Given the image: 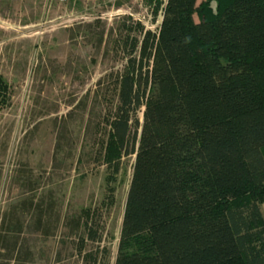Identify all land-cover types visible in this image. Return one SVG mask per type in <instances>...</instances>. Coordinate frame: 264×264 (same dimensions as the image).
Instances as JSON below:
<instances>
[{
    "label": "trees",
    "instance_id": "16d2710c",
    "mask_svg": "<svg viewBox=\"0 0 264 264\" xmlns=\"http://www.w3.org/2000/svg\"><path fill=\"white\" fill-rule=\"evenodd\" d=\"M196 1L165 0L151 60L142 41L118 78L102 159L134 161L114 264H264V0Z\"/></svg>",
    "mask_w": 264,
    "mask_h": 264
},
{
    "label": "rangeland",
    "instance_id": "374dc122",
    "mask_svg": "<svg viewBox=\"0 0 264 264\" xmlns=\"http://www.w3.org/2000/svg\"><path fill=\"white\" fill-rule=\"evenodd\" d=\"M164 2L0 0V222L17 214L3 225L0 264H82L85 252L114 264L134 155L107 165L103 146L118 78L142 41L151 60Z\"/></svg>",
    "mask_w": 264,
    "mask_h": 264
},
{
    "label": "crops",
    "instance_id": "0c3cea01",
    "mask_svg": "<svg viewBox=\"0 0 264 264\" xmlns=\"http://www.w3.org/2000/svg\"><path fill=\"white\" fill-rule=\"evenodd\" d=\"M260 212H261V215H262V218H263V221H264V202L261 203V205H260Z\"/></svg>",
    "mask_w": 264,
    "mask_h": 264
}]
</instances>
